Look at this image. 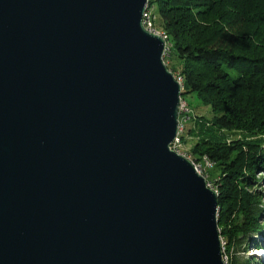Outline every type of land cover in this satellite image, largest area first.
Segmentation results:
<instances>
[{
    "label": "water",
    "instance_id": "obj_1",
    "mask_svg": "<svg viewBox=\"0 0 264 264\" xmlns=\"http://www.w3.org/2000/svg\"><path fill=\"white\" fill-rule=\"evenodd\" d=\"M146 3L0 0V264H224Z\"/></svg>",
    "mask_w": 264,
    "mask_h": 264
},
{
    "label": "trees",
    "instance_id": "obj_2",
    "mask_svg": "<svg viewBox=\"0 0 264 264\" xmlns=\"http://www.w3.org/2000/svg\"><path fill=\"white\" fill-rule=\"evenodd\" d=\"M147 2L168 37L163 60L183 79L182 99L194 96L208 110L206 117L187 104L182 142L198 134L190 155L213 163L207 183L217 193L227 264H255L245 254L264 250V0ZM234 130L239 137L228 138Z\"/></svg>",
    "mask_w": 264,
    "mask_h": 264
},
{
    "label": "built area",
    "instance_id": "obj_3",
    "mask_svg": "<svg viewBox=\"0 0 264 264\" xmlns=\"http://www.w3.org/2000/svg\"><path fill=\"white\" fill-rule=\"evenodd\" d=\"M141 24L145 29V31H147L148 33L161 37V39L164 42V52H163V58H164V56L169 52V47H170L169 40L167 35L163 31L155 27L153 8L149 7L148 2L145 5V11L142 15ZM173 76L180 86V91H182L183 88L182 77L180 75H173ZM189 113L190 110L188 108L187 103L182 99V97H180L179 108H178L177 134L174 141L170 145V149L176 152L177 154L183 156L185 159H187L192 164L195 172L201 175L202 177H204L207 182L208 171L212 168L213 163L210 162L206 157H203L201 160H194L190 154L181 151L182 137L185 132V123L189 120ZM207 186L210 187L208 183ZM224 244L225 243L223 242V240L220 239L222 259H224L226 263L227 257L223 255Z\"/></svg>",
    "mask_w": 264,
    "mask_h": 264
},
{
    "label": "rangeland",
    "instance_id": "obj_4",
    "mask_svg": "<svg viewBox=\"0 0 264 264\" xmlns=\"http://www.w3.org/2000/svg\"><path fill=\"white\" fill-rule=\"evenodd\" d=\"M257 40V39H256ZM253 40L254 43H258L257 41H259V44H264V40ZM264 50V48H263ZM184 101L188 104L191 105L192 108L195 109L196 113L199 114V115H204V116H208V110L206 108H203V107H200V104L199 102L197 101V99L191 95L190 96H185L184 97ZM196 107V108H195ZM190 108V109H192ZM239 133L237 131H232L231 133H228L226 134L228 136V138H238ZM199 140V135L197 134H192V135H189L187 136L186 140H185V143L182 142V145H181V151L187 153V154H190V152L192 151L193 147L195 146V144L197 143V141ZM219 174L217 173H214L213 174V178L217 177ZM207 179H208V176H207ZM209 184V183H208ZM211 184H214V182L210 183V189H212L214 192L215 190L213 189L212 185ZM260 185L262 186V188H264V181H262L260 183ZM261 243H262V246L264 247V237H258L257 238ZM239 255L242 256V253H240ZM246 257H250L253 259V261L255 262V264H264V250H255V249H248L247 253L245 254ZM225 256V254H224ZM226 257V256H225ZM244 257V256H242ZM227 259V258H226ZM224 261V259H223ZM228 261V259H227ZM224 264H225V261H224ZM227 264V262H226Z\"/></svg>",
    "mask_w": 264,
    "mask_h": 264
},
{
    "label": "bare ground",
    "instance_id": "obj_5",
    "mask_svg": "<svg viewBox=\"0 0 264 264\" xmlns=\"http://www.w3.org/2000/svg\"><path fill=\"white\" fill-rule=\"evenodd\" d=\"M223 255H224V254H223ZM224 261H225V260H224ZM224 261H223V262H224ZM225 264H226V263H225Z\"/></svg>",
    "mask_w": 264,
    "mask_h": 264
}]
</instances>
